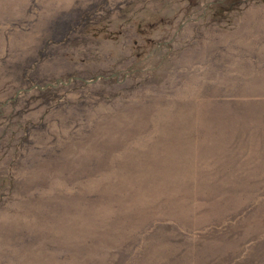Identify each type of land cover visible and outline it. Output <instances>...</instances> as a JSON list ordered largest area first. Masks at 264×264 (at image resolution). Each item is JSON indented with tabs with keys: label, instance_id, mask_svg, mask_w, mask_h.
<instances>
[{
	"label": "rangeland",
	"instance_id": "obj_1",
	"mask_svg": "<svg viewBox=\"0 0 264 264\" xmlns=\"http://www.w3.org/2000/svg\"><path fill=\"white\" fill-rule=\"evenodd\" d=\"M0 264H264V0H0Z\"/></svg>",
	"mask_w": 264,
	"mask_h": 264
}]
</instances>
